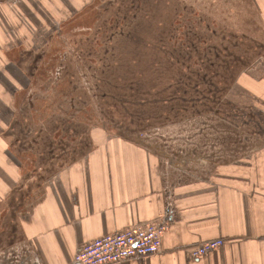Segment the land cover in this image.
<instances>
[{
  "label": "rangeland",
  "instance_id": "rangeland-1",
  "mask_svg": "<svg viewBox=\"0 0 264 264\" xmlns=\"http://www.w3.org/2000/svg\"><path fill=\"white\" fill-rule=\"evenodd\" d=\"M74 3L0 0V123L35 134L26 144L39 151L50 134L54 144L45 160L25 161L23 176L82 158L95 128L167 149L170 160L184 149L220 160L264 141V113L235 87L264 63L255 0ZM18 199L0 208V261L17 234Z\"/></svg>",
  "mask_w": 264,
  "mask_h": 264
},
{
  "label": "crops",
  "instance_id": "crops-1",
  "mask_svg": "<svg viewBox=\"0 0 264 264\" xmlns=\"http://www.w3.org/2000/svg\"><path fill=\"white\" fill-rule=\"evenodd\" d=\"M255 2L264 26V0ZM235 87L264 113V63L245 70ZM14 125L0 123V208L18 196L9 210L12 222L16 204L23 208L1 264H71L96 239L164 220L169 192L176 215L168 219L161 253L121 264H264L263 140L220 160L199 161L189 149L170 160L167 149L95 128L85 134L82 158L63 162L49 177L23 176L25 161L45 160L54 144L50 134L45 152L34 149L26 139L34 142L35 134ZM166 162L172 165L168 171ZM214 240H223V248L192 258L194 249Z\"/></svg>",
  "mask_w": 264,
  "mask_h": 264
},
{
  "label": "built area",
  "instance_id": "built-area-1",
  "mask_svg": "<svg viewBox=\"0 0 264 264\" xmlns=\"http://www.w3.org/2000/svg\"><path fill=\"white\" fill-rule=\"evenodd\" d=\"M167 199V212L164 220L143 227H132L96 239L83 246L71 264H121L160 254L163 237L170 228L169 220H172L176 215V207L171 192H169ZM224 244L223 240L203 243L191 252V256L193 259L203 258L223 248ZM29 253L28 250L27 255ZM33 262L32 259L30 264ZM15 263H19V260Z\"/></svg>",
  "mask_w": 264,
  "mask_h": 264
},
{
  "label": "trees",
  "instance_id": "trees-1",
  "mask_svg": "<svg viewBox=\"0 0 264 264\" xmlns=\"http://www.w3.org/2000/svg\"><path fill=\"white\" fill-rule=\"evenodd\" d=\"M89 12H90V11H88V12L85 11V13L82 12L81 15H79V16H84V15L88 14ZM83 14H84V15H83Z\"/></svg>",
  "mask_w": 264,
  "mask_h": 264
}]
</instances>
